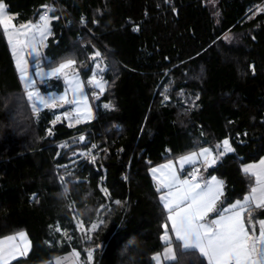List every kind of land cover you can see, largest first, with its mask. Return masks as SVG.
Instances as JSON below:
<instances>
[{"label": "trees", "instance_id": "trees-1", "mask_svg": "<svg viewBox=\"0 0 264 264\" xmlns=\"http://www.w3.org/2000/svg\"><path fill=\"white\" fill-rule=\"evenodd\" d=\"M2 1L16 23L58 6L32 62L75 59L87 81L98 73L106 82L103 93L88 84L92 120L53 125L55 109L36 114L27 101L0 26V238L26 231L32 242L8 264H55L71 248L50 242L52 228H75L74 218L103 220L78 237L83 257L94 249L92 264H155L168 212L151 168L205 146L217 154L224 139L234 151L199 166L224 182L218 213L250 192L255 178L242 166L264 155V0ZM41 88L62 91L63 77ZM249 210L258 234L264 208ZM176 257L209 264L194 250Z\"/></svg>", "mask_w": 264, "mask_h": 264}, {"label": "snow or ice", "instance_id": "snow-or-ice-1", "mask_svg": "<svg viewBox=\"0 0 264 264\" xmlns=\"http://www.w3.org/2000/svg\"><path fill=\"white\" fill-rule=\"evenodd\" d=\"M13 20L14 17L7 14L6 7L2 3V0H0V26L8 33V39L16 58V67L21 74L20 78L24 81L26 99L30 103L33 112L38 113L42 108L55 109L61 106L57 101H61L63 104L78 103L76 100L77 96H83L86 103L87 97L83 92L82 82L79 80L78 72L73 71L72 79H68V70L74 69L77 63L75 59H67L58 66L51 67L46 72L37 64V70L34 73V76H55L57 78L64 77L68 79L71 91L73 92L72 100L67 99V94L56 97L42 95L35 87L36 80L34 76L28 74L27 61L24 59V53L27 49H31L28 55L35 58L39 57L40 53L37 45H43L44 41L51 34L49 28L50 18L48 15L46 13L41 15L37 24H31L29 22L28 24L19 26L22 30L28 29L31 31V35L26 40L13 39L14 36L21 34L16 31V26L12 23ZM23 34L27 35V32ZM100 55V52L96 51L91 59L95 60ZM97 75L98 73H94L87 83L95 86L103 93L106 82L98 80ZM93 95L96 99L99 98L95 96V93ZM104 107L108 108L111 105H104ZM62 115L67 118L70 114L65 111ZM87 116L91 118L90 109L87 112ZM60 120L61 115H57L52 121V124L55 125ZM77 123H79L78 119ZM83 139L84 137L81 136L80 140ZM93 147L96 146L93 145ZM214 148L217 153L216 155H213L212 148H202L199 153L193 152L190 155L180 157L181 167L185 163H195L200 157L203 158L202 162L210 167L216 164L217 160L224 154L234 151L229 139H224L220 144L215 145ZM91 158L93 161L95 160V156ZM163 167L171 169L172 164L169 163ZM242 170L246 174L250 173L255 175V183L257 186L251 188L249 194L244 196L242 200H237L230 206L222 209L224 213L230 214L219 215L218 219H213L211 221V227L203 223V221L210 213H218L216 203L223 195V181L212 177L210 181L205 182L202 188L200 183H193L188 179L180 180L175 172H172L168 179L160 182L161 187L169 189L160 199L163 207L168 212L167 220L171 221V232L174 233L175 242L180 246V252L182 254L194 250L206 257L209 264H264V220L258 222L259 231L257 234V225L251 223L252 214L249 210L253 202L256 207L264 208V159L260 160L258 165H246ZM157 171L158 169H152L153 174H156ZM198 172L199 169L189 173V175L199 179ZM60 179L63 181L64 178L61 177ZM173 187H177V191H171ZM102 191L107 194V189H102ZM65 192H67L66 188ZM115 203L119 204L120 201H116ZM245 212L248 214L247 219L249 222L247 224L245 223ZM102 224L103 220H100L99 223H92L90 228H85L83 221H80L77 227L82 233L87 235ZM162 227L164 231L161 239L165 246L164 253L156 254L153 260L156 261V264H160L161 256L163 255L166 264L168 262L179 264L175 255V249L172 247L173 236L169 234V225L165 223ZM249 229H251V234L249 233ZM55 230L57 232H63L65 237L69 240L71 239V236L66 231L60 229L59 226ZM18 235L21 238L26 236L23 232ZM88 239H91L90 235H88ZM29 248L30 242L20 250V255H26ZM93 251L94 249L88 250V261L92 260ZM72 256L78 257L79 253L74 250ZM69 258L66 257L63 259ZM3 259L2 250H0V261H3ZM55 264H62L61 259L57 258Z\"/></svg>", "mask_w": 264, "mask_h": 264}, {"label": "crops", "instance_id": "crops-1", "mask_svg": "<svg viewBox=\"0 0 264 264\" xmlns=\"http://www.w3.org/2000/svg\"><path fill=\"white\" fill-rule=\"evenodd\" d=\"M12 14V13H11ZM11 16L15 17L14 14H12ZM30 21H26V22H21V23H16L15 20H13V23L14 25H16L17 27H19L20 25L22 24H26V23H29ZM38 22V21H37ZM50 25H51V19H50ZM50 30H51V26H50ZM49 37V36H48ZM10 46V45H9ZM11 49V48H10ZM44 49V48H43ZM43 51V50H42ZM12 52V50H11ZM42 53V52H41ZM40 53V54H41ZM12 56H13V60H14V63L16 65V58L14 57V54L12 52ZM40 56V55H39ZM30 60V59H29ZM33 58L30 60L31 63H28L27 64V68H28V74L29 75H33L34 76V73L36 72V65L39 64L38 62L36 63H33L32 62ZM40 68L43 69L45 72L48 71L51 67H45V66H42L40 65ZM56 67V66H55ZM17 68V67H16ZM17 70L19 71V69L17 68ZM69 77L68 79H72V72L73 71H77L78 72V77H79V80L82 82V87H83V92L84 94L86 95L87 97V102L85 103V100H84V97L83 96H77L76 97V100L78 101V103H73V104H63L61 101H57V103L61 106L55 108V110L57 112L59 111H67L69 110V108L71 106H75L76 109H77V115L75 116L76 117V121L77 119L79 120V123H83V122H87V121H90L94 118L95 116V112H94V109H93V106L91 104V100H90V96H89V92H88V83H87V80L83 77V75L81 74V72H79L78 70L76 69H69ZM19 75L21 76L20 72H19ZM35 80H36V89H38L40 91V93L42 95H45L46 97H49V96H52V97H56V96H63L65 94H67V99L69 100H72L73 99V92L71 91V86L69 85L68 83V79H65L63 77V80H64V83H65V88L62 90V91H58L56 89H50V90H44L41 88V85L42 84H45L48 80L50 79H55L57 77L55 76H51V77H48V76H44V77H40V76H34ZM21 79V78H20ZM90 80V79H88ZM22 81V84L24 86V81L21 79ZM44 109H49V108H42L40 111H43ZM91 110V118H88L87 116V112L88 110ZM202 148H209V147H202ZM200 148V149H202ZM200 149H197V150H194V151H191L187 154H184L182 156H179L177 158H173V159H170V160H167L163 163H160L158 165H155L151 168L150 170V173L152 175V177L154 178V180L157 182V184L161 187V181L162 180H166L170 177L171 173L172 172H175L176 176L179 177L180 180H185V179H188V176L185 175L183 173V170L191 165H197L198 166V169H199V172H198V177L199 179H197V177H195L194 180H190L192 181L193 183H200L201 187L203 188L204 187V184L206 181H210L212 177H216L217 180H221L223 181L220 177L216 176V175H211V176H207L205 174L204 171H202L200 169V165L203 163V158L200 157L195 163H185L183 167H181L180 165V157H183V156H187V155H190L191 153L193 152H197L199 153ZM213 155H216L215 152L213 151ZM264 159V155L262 157H260L258 160L256 161H251V162H247V163H244L243 166H242V169L244 168V166L246 165H258L260 160ZM169 163L172 164V168L171 169H168V168H165L163 166L165 165H168ZM158 169L157 173L156 174H153L152 172V169ZM258 171V169H257ZM250 174V173H249ZM253 175V174H251ZM254 178H255V181H256V177L255 175H253ZM256 183L253 185V187H256ZM177 187H180V186H177ZM177 187H173L171 189V191L175 192L177 191ZM163 193L161 194L162 195H165L169 189L167 188H163ZM223 190H224V184H223ZM249 194V193H248ZM247 194V195H248ZM243 198L241 199H237V200H242ZM235 200V201H237ZM234 201V202H235ZM218 202V201H217ZM234 202H232L231 204H233ZM217 204V203H216ZM230 204V205H231ZM228 205V206H230ZM227 206V207H228ZM251 206H255V203L253 202L251 204ZM230 213H224V212H221L220 214L212 217V218H208V217H205V220L203 221V223L207 224L209 227H211V221L213 219H218L219 218V215H229ZM245 215V214H244ZM264 220V219H263ZM245 223H246V220H245ZM167 224L169 225V234L171 236H173V243H172V247L175 249V255H177V252L178 250L180 249V246L175 242V239H174V233L171 232V221L168 220ZM25 233L26 236L24 238H21L19 237V233ZM250 233V231H249ZM251 234V233H250ZM11 238V239H10ZM30 242V248H29V251L27 252L26 255H28L32 249V242H31V239L29 237V235L27 234L26 231H20V232H17L13 235H8V236H4V237H1L0 238V250H2V254H3V261H0V264H8L10 263L11 261L19 258V257H22L20 255V250L23 249V247L28 243ZM165 248V246H164ZM164 248L158 252L159 254H163L164 253ZM156 253V254H158ZM155 254V255H156ZM24 255V256H26ZM206 258V257H205ZM207 259V258H206ZM208 261V260H207ZM209 263V262H208ZM155 264H156V261H155ZM160 264H165V258L163 257V255L161 256V261H160Z\"/></svg>", "mask_w": 264, "mask_h": 264}, {"label": "rangeland", "instance_id": "rangeland-1", "mask_svg": "<svg viewBox=\"0 0 264 264\" xmlns=\"http://www.w3.org/2000/svg\"><path fill=\"white\" fill-rule=\"evenodd\" d=\"M2 3L5 5V7H6V12H7V14L8 15H12L9 11H8V9H7V6H6V4L4 3V1H2ZM39 22V21H38ZM38 22H31V24H37ZM12 23H13V21H12ZM14 24V23H13ZM26 24H28V23H26ZM16 26V25H15ZM50 24H49V28H50ZM3 28V27H2ZM16 31H18V32H20L21 34L19 35V36H14L13 37V39H21V40H26L27 38H28V36H30L31 35V31H29L28 29H20L19 27H17L16 26ZM34 31V30H33ZM25 32H27V35H24L23 33H25ZM5 35H6V37H7V39H8V33L7 32H5ZM48 38V37H47ZM8 42H9V39H8ZM46 43H47V39L44 41V44L43 45H37V47H38V50H39V53H41L42 52V50H43V48L45 47V45H46ZM9 45H10V48H11V50H12V45H11V43L9 42ZM31 51V49H27L26 51H25V53H24V59L27 61V64L28 63H31L30 62V60L33 58H35V57H32V56H29L28 55V52H30ZM13 52V51H12ZM14 54V53H13ZM14 57H15V55H14ZM30 59V60H29ZM91 79V78H90ZM97 79L98 80H102V78H100V75L98 74L97 75ZM102 81H104V80H102ZM105 82V81H104ZM105 86H106V83H105ZM105 89V88H104ZM41 111H39L38 113H36V114H39ZM70 125H76V124H78L77 123V121H76V117H73L72 118V121L69 123ZM65 145V142H62V143H60V146L62 147V146H64ZM103 189H105V188H103ZM81 220H79L78 218H74V220H73V222H74V224H75V228H72L71 226H69V227H67V228H63L60 224H57V225H55L54 226V229L52 228V231H51V235H52V237H51V239H50V242L52 243V242H54V241H56L58 244H59V246H69L71 249H70V251L68 252V253H66V254H64V255H61V256H57V257H55L54 258V263H55V261L57 260V258H60L61 259V262H62V264H81V263H83V264H92V261H93V258H92V260L91 261H88V259H87V254L83 257L82 256V254H81V252H80V250L78 249V246H79V244H80V241H79V236H86V234L85 233H82L80 230H79V228L77 227V225L79 224V222H80ZM94 223H99V221H95ZM73 224V223H72ZM70 225V224H69ZM83 225H84V223H83ZM57 226H59V228L60 229H62L63 231H66L67 233H68V235L69 236H71V239L69 240L67 237H65L64 235H63V232H57L55 229H56V227ZM85 226V225H84ZM85 228H90V226L89 227H87V226H85ZM89 234V233H88ZM75 250V252H77V253H79V256L78 257H74V256H72V254H73V251ZM66 257H70L69 259H63V258H66Z\"/></svg>", "mask_w": 264, "mask_h": 264}, {"label": "built area", "instance_id": "built-area-1", "mask_svg": "<svg viewBox=\"0 0 264 264\" xmlns=\"http://www.w3.org/2000/svg\"><path fill=\"white\" fill-rule=\"evenodd\" d=\"M49 9H50V10H49ZM57 10H59V7L56 6V5H52V6H50V8H48L47 10H45V11L43 12L42 15H44V14L46 13V14L48 15V17L50 18L51 13H52V12H55V11H57ZM84 24H85V23H84ZM64 112H65V111H59V112H57L56 114H54L53 120L55 119V117H56L57 115H61V120H60V121H61V122H66V123L69 124V123L72 121V118L75 117V116L77 115V109H76L75 106H71V107L69 108V110H67V112L70 114L69 117H67V118L63 117L62 114H63ZM87 132H88L89 134H92L94 131H93L92 129H88ZM93 145H95L96 147H93ZM97 148H98L97 141H96V140L91 141V144H90V147H89V152H92V151L96 150ZM104 157H105V158L108 157V153H107V152L104 154ZM197 169H198L197 165H191V166L185 168V169L183 170V173H184L185 175L188 176L189 180H194L195 177L190 176L189 173H191V172H193V171H195V170H197ZM93 257H94V253L92 252V258H93Z\"/></svg>", "mask_w": 264, "mask_h": 264}, {"label": "water", "instance_id": "water-1", "mask_svg": "<svg viewBox=\"0 0 264 264\" xmlns=\"http://www.w3.org/2000/svg\"><path fill=\"white\" fill-rule=\"evenodd\" d=\"M254 68V64H252V69Z\"/></svg>", "mask_w": 264, "mask_h": 264}]
</instances>
